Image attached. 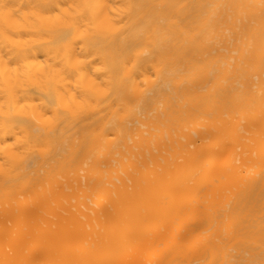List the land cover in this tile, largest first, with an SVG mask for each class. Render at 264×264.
Returning a JSON list of instances; mask_svg holds the SVG:
<instances>
[{
  "label": "bare ground",
  "instance_id": "6f19581e",
  "mask_svg": "<svg viewBox=\"0 0 264 264\" xmlns=\"http://www.w3.org/2000/svg\"><path fill=\"white\" fill-rule=\"evenodd\" d=\"M0 264H264V0H0Z\"/></svg>",
  "mask_w": 264,
  "mask_h": 264
}]
</instances>
